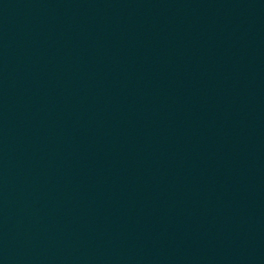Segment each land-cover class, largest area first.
I'll list each match as a JSON object with an SVG mask.
<instances>
[{"label": "water", "instance_id": "95a60500", "mask_svg": "<svg viewBox=\"0 0 264 264\" xmlns=\"http://www.w3.org/2000/svg\"><path fill=\"white\" fill-rule=\"evenodd\" d=\"M0 264H95L48 0H0Z\"/></svg>", "mask_w": 264, "mask_h": 264}]
</instances>
